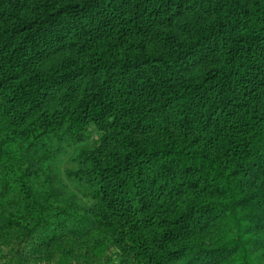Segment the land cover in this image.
<instances>
[{"label":"trees","instance_id":"1","mask_svg":"<svg viewBox=\"0 0 264 264\" xmlns=\"http://www.w3.org/2000/svg\"><path fill=\"white\" fill-rule=\"evenodd\" d=\"M5 248L264 264V0H0Z\"/></svg>","mask_w":264,"mask_h":264},{"label":"rangeland","instance_id":"2","mask_svg":"<svg viewBox=\"0 0 264 264\" xmlns=\"http://www.w3.org/2000/svg\"><path fill=\"white\" fill-rule=\"evenodd\" d=\"M72 154V149L70 148L69 150H65L63 153H61L55 161V164L57 167H60L61 169L63 168V166L68 165L67 163V159L68 157H70ZM6 251H8L7 248H5V250L3 252H0L1 254H4Z\"/></svg>","mask_w":264,"mask_h":264}]
</instances>
